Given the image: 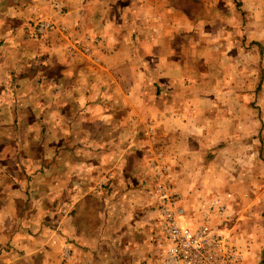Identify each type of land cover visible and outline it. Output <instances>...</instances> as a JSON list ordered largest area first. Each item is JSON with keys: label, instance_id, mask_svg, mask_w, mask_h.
Here are the masks:
<instances>
[{"label": "crops", "instance_id": "crops-1", "mask_svg": "<svg viewBox=\"0 0 264 264\" xmlns=\"http://www.w3.org/2000/svg\"><path fill=\"white\" fill-rule=\"evenodd\" d=\"M57 1L61 17L45 9L39 13L67 35L47 33L49 55L37 66L44 73L34 78L35 94L30 97L37 103L30 105L32 114L38 115L50 139L42 144L43 155L19 157L14 163H43L44 176L52 177L60 159L63 210L75 212L64 231L80 249V259L88 261L91 251L97 257L105 245L104 257L132 260L141 246L142 262L158 264L148 233L154 212L142 188L151 177V146L157 145L182 203L195 207L198 196L229 195L225 201L231 241L236 247L246 243L253 230L237 233V222L241 215L264 210V0L181 2L189 7L204 3V11L186 10L177 0H109L118 6L106 9L107 0ZM13 2L16 10L27 7L34 13L49 0ZM67 37L87 47L88 54L66 56ZM149 123L155 131L151 138L146 133ZM243 184H249L247 190L237 191ZM21 190L12 182L0 186V218L13 221L22 198H31ZM92 201L99 219L90 226L83 216L92 211ZM135 213L146 216L135 221ZM114 218L119 228L108 233L116 238L102 242L98 231L112 224L116 228ZM130 225L145 227L143 243L132 240L135 227ZM1 230L6 237L0 235V246L16 240L11 237L15 229L10 235ZM61 247L70 251L67 259L61 248L45 252L44 258L28 251L0 254V264L72 261V247Z\"/></svg>", "mask_w": 264, "mask_h": 264}, {"label": "rangeland", "instance_id": "rangeland-1", "mask_svg": "<svg viewBox=\"0 0 264 264\" xmlns=\"http://www.w3.org/2000/svg\"><path fill=\"white\" fill-rule=\"evenodd\" d=\"M177 1L180 2V4H183L186 10L189 11L192 9H195L196 11L204 9V3L196 6L191 4L189 7L187 2L184 1L181 3L182 0ZM56 3L59 5L58 9L55 8ZM106 3L107 5L103 9H106L107 7L116 8L118 6L115 1L111 4L110 1L107 0ZM16 6L17 4H14L13 0L0 1V186H2L3 183L8 182L17 183L20 186V189H25L21 190V192L25 191V193H30L31 196H29L31 198H22L25 199V201L21 202L19 204L20 206L18 205L19 213H16L17 210L12 213V219L15 222L12 220L9 222L8 218H0V226L5 228L9 235L13 229L16 230V235L11 234V237L15 236L14 240H16L11 242V244L6 243L3 246H0V254H7L9 256L12 254L23 255L22 253L28 251L37 254L40 253L42 258H44L43 255H45V252L55 253L57 249L60 252V249L62 248L61 244L63 243L64 245L69 244L70 247H72L74 251V259L70 262H62V264H146V262H142L140 257L141 246L138 247L140 250L136 252L134 259L132 260L129 259L126 261L124 259H118L114 261L110 260L108 257H104V255H106L105 249L107 248L105 245H103V249L100 250L97 257L95 256V253H93L94 251L90 252L86 248L85 252H90L92 257H90L88 261L86 259L81 260L79 255L81 254L79 251L80 249H77L78 246L73 238L70 240L67 238L66 231H64L66 224L72 219V213L75 212H65L63 210L66 209V206H64L65 198L60 188L61 181L59 177L61 173L60 170L62 169L60 159L54 163L52 169L53 176L51 177V175L48 176L46 174L47 178L44 176L43 163L40 165L41 167L38 166V163H33L30 167L29 164L14 163V159L16 160L19 157L27 159L36 157L40 154L43 155L44 148L42 144L44 141L50 139L46 137L43 131L44 126L38 121V115L32 114L33 111L30 106L33 104L37 105V103H33L30 100V97L35 94L34 78L39 77V75L42 76L44 73L37 69V66H43L45 60L48 58L47 55H49L50 47L47 40H49V36H47V32L41 37H34L32 32L34 30L33 26L38 21L45 20L46 22L52 23L48 21L49 19H46L39 13L44 9L49 11V13H52L54 17H61L63 14L61 4L57 0H49L47 4L43 5V7L42 5L38 6L40 9L36 8L34 13L32 10L27 11V9H25L27 7L21 8V11L19 9L16 10ZM213 10L219 12V8L215 5ZM203 11L200 12L203 13ZM52 25L55 27L54 23H52ZM57 33L61 36L67 35L65 29L63 32L57 31ZM66 40H71V38L67 37ZM66 56L68 55L66 54ZM146 126L147 135L150 138L153 137L155 135L154 127L151 123ZM151 147V156L162 157V147L160 145ZM61 156L62 155H59V157ZM34 173H36V175H34ZM200 178V175L195 176V179L198 180L199 184L202 180ZM168 179L170 181L169 177ZM152 182V178L148 177L142 184V188L148 191L151 188ZM231 182L232 184L236 183V181ZM170 183L172 185L171 181ZM261 183L263 186L264 179L261 180ZM239 184H241V182ZM46 185L48 190L46 189ZM55 185L58 186L57 189H55ZM247 186H249V184H243L242 187L239 185L237 191L247 190ZM45 189L47 191V198H45L44 195ZM39 192H41L40 196L38 195ZM211 196L214 195L205 194L203 197ZM203 197L198 196L197 199ZM262 199V209H264V196ZM90 203V210L92 211H90V214L88 212V216H83V220L88 223L87 225L91 226L92 221H98L99 218L97 217L95 210L92 208L94 202L92 201ZM183 206L187 212H191L194 209V207L191 206L187 208L184 204ZM261 211L262 210L257 214H254V216L241 215L242 218L237 222V224H239V228L235 229L237 233H241L244 228H250L247 232L253 230L252 236L248 238V241L242 246H238L243 255L242 264H264V210ZM235 213L238 212L236 211ZM16 214H18V217ZM141 214L144 216H140ZM151 214L152 213H147V217H150ZM154 214L155 213H153V217L149 219L151 226L148 233L150 236L152 235V220L154 219ZM134 215H138L139 217V219H135V221H140V219L145 218L146 213H135ZM128 218L129 217L127 216V219ZM81 219L82 218H80V221ZM111 220L116 221L117 227L114 228L112 224L107 225L102 230L100 229L98 231V237H101L102 242H114V238H116L114 237V234H111L110 236L108 231L112 232L113 229H118L117 222L119 220L118 218ZM244 220H249V224L252 226H246ZM14 223H18L17 227H13V225H16ZM120 225V227H123L122 223ZM130 226L135 227L132 240H138L140 244L143 243L145 238L143 237L142 232L144 233L145 227ZM1 231L0 235L5 232L3 230ZM3 236L6 237L5 235ZM4 237L1 235V239ZM87 238V235H85V240H87ZM117 240L119 239L117 238ZM48 246L50 247L48 248ZM68 251L69 250H66L65 248L61 249L63 259L68 258ZM68 253L70 256V251ZM14 258L16 257L14 256ZM38 264H42V262H39ZM43 264H45V261H43Z\"/></svg>", "mask_w": 264, "mask_h": 264}, {"label": "built area", "instance_id": "built-area-1", "mask_svg": "<svg viewBox=\"0 0 264 264\" xmlns=\"http://www.w3.org/2000/svg\"><path fill=\"white\" fill-rule=\"evenodd\" d=\"M58 6L56 3L55 8ZM33 28L34 37L54 29L64 31L46 21H38ZM91 43L98 41L92 39ZM64 50L70 57L89 52L76 39L66 40ZM148 164L153 182L147 194L155 213L150 244L158 264H242V252L231 241L228 227L225 200L229 195L200 198L197 206L187 212L166 175L161 157L156 156Z\"/></svg>", "mask_w": 264, "mask_h": 264}]
</instances>
